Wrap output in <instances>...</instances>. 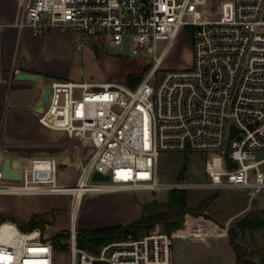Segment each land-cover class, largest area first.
<instances>
[{
  "label": "built area",
  "instance_id": "1",
  "mask_svg": "<svg viewBox=\"0 0 264 264\" xmlns=\"http://www.w3.org/2000/svg\"><path fill=\"white\" fill-rule=\"evenodd\" d=\"M19 8L16 24L36 35L55 26L73 28L80 50L94 36L107 47L130 41L138 53L130 57L152 63L135 86L87 79L50 84L49 100L40 106L45 122L91 151L75 183L84 184L82 198L118 189L204 187L245 192L250 208L264 191V157L256 155L264 151V0H19ZM183 27L191 35L194 63L167 69L158 79ZM233 126L239 132L231 138ZM188 150L206 154L210 181L164 182L158 172L162 153ZM95 171L109 175V181H93ZM3 187L10 190L0 192L42 191ZM61 193L70 194L73 203L67 229L71 264H173L174 238L207 241L228 234V224H218L217 234L199 230L195 236L176 235L156 223L139 237L90 249L78 241L76 193ZM188 216L193 215L187 213L185 223ZM0 264H59L56 244L40 227L24 229L3 220Z\"/></svg>",
  "mask_w": 264,
  "mask_h": 264
},
{
  "label": "crops",
  "instance_id": "2",
  "mask_svg": "<svg viewBox=\"0 0 264 264\" xmlns=\"http://www.w3.org/2000/svg\"><path fill=\"white\" fill-rule=\"evenodd\" d=\"M19 10V0H0V186L26 185V188H33L68 184L66 182L80 165V147L69 145L76 142L47 125L40 106L52 82L87 79L85 76L78 78L75 64L79 55H74L72 62H68L71 55L67 54V50L76 44V49L82 53L80 56H83L84 48L78 49L80 36L72 28L55 26L44 34L36 35L30 27H19L16 24ZM22 73L38 78H20ZM87 80L104 82L106 79ZM63 144L65 146L60 151H52ZM5 168L10 169L14 176H5ZM134 192L118 189L91 193L88 199H98L104 207L99 213V222L83 217L85 223L81 228L108 227L141 219L146 201L137 200ZM85 198L86 195L77 210L78 220ZM193 207L189 205L190 209ZM72 210L70 194L0 192V221L12 220L22 224L24 229L25 224L31 226L33 221H38L45 224V230L57 222L61 223L59 232L67 230L69 226L64 224V217H70L71 221ZM248 210L247 203L230 213L225 211L220 214L219 221L229 224ZM185 241L187 248L176 254L173 250V264H237L235 250L226 236L207 241ZM222 244L230 245L232 252H228L229 256L212 249ZM193 245L195 248L190 249ZM202 257L207 259L202 260Z\"/></svg>",
  "mask_w": 264,
  "mask_h": 264
},
{
  "label": "rangeland",
  "instance_id": "3",
  "mask_svg": "<svg viewBox=\"0 0 264 264\" xmlns=\"http://www.w3.org/2000/svg\"><path fill=\"white\" fill-rule=\"evenodd\" d=\"M73 29V28H72ZM91 49L93 52L89 51ZM108 52L110 54H122L123 56H135L138 53L135 51L132 43L130 41L124 43L120 47H107ZM75 53V54H74ZM67 54L71 55V58L68 57V62H72V58L74 55H79L77 64L76 65V72L78 73V78H84L100 81L105 80L107 82H111L108 78V70L105 63L97 58L95 49L91 46V41L87 40V45L84 48V55L80 51L76 49V44L71 46L67 50ZM142 58V57H141ZM144 59V58H142ZM147 61V59H145ZM194 63V49L192 45V39L188 28H181L177 37L175 38L172 46L170 47L165 59L162 62L161 69L157 72L158 79L162 76L163 72L167 69H187L190 68ZM150 69V68H149ZM148 69V70H149ZM147 70V71H148ZM107 77V78H105ZM104 81V82H105ZM118 82V81H115ZM121 83V82H119ZM69 145L79 146V144L74 143ZM65 145L63 144L60 147H55L52 149L53 152L60 151ZM81 147V146H79ZM90 149L87 145L83 146V149L79 148V154L81 156V161L87 160L90 156ZM256 155L258 158L264 157V151H257ZM188 161L189 167L187 170L183 171V165ZM205 160L206 154L203 152H193L188 150L186 152H166L162 153L159 162H158V172L161 179L164 182H209L210 178L205 173ZM60 167H64V165H60ZM79 168L75 171L71 179L68 180V183L74 184L76 183L79 175ZM264 169V165L262 166ZM92 182V181H90ZM188 194V203L190 206H194L190 209V212L193 216L197 217L205 214V210H207V214H205V219H210V221H214L215 230L214 233L217 234V229L219 225L221 227H225V223H220L219 219L221 218L220 214L230 213L235 209L241 208L246 206L248 203V197L245 192H219L210 188L204 187H190L186 188ZM170 191L163 190L159 192L148 191V190H141L135 191L134 194L136 199L139 201H146L151 202L153 200H158L159 202H164L168 200ZM90 194L86 195V198L83 203V207L79 212V220H78V227L84 225L83 217H87L90 221L99 222V217L104 204L102 201L89 200L88 197ZM211 197H216L212 203H210L206 208L203 207V204L206 200ZM218 199V200H217ZM218 201V202H217ZM257 213L261 216L264 220V191L254 199L252 202V206L249 210L240 215L239 217L235 218L232 222L228 224V234L225 235L227 239H230V230L235 229L238 230L237 222L242 218L248 216L249 214ZM187 214V213H186ZM185 214V215H186ZM185 215H184V222L182 227L176 231V235L186 234L189 235V231L182 230L183 227L191 220L189 219L186 224L185 223ZM64 224L70 227V217H64ZM219 224V225H218ZM20 227H23L22 224H18ZM95 225V224H94ZM184 225V226H183ZM26 228L30 229V224H25ZM61 223L57 222L55 225H48L45 230V237L46 238H53L58 232L61 230ZM67 227V229H69ZM199 232L197 231V234ZM221 238V237H220ZM67 242L65 247L56 246V257L59 260V264H71V252L69 247L68 239H63ZM186 239L181 238H174L173 239V250L176 253L182 251L183 249L187 248L185 241ZM237 241L241 244L243 249V259L242 264H264V228L254 229V230H246L245 232H240L237 236ZM196 245L190 247V249H194ZM214 251L220 250L225 253V255L229 256V251L232 252L230 245H217L212 247ZM213 257V256H212ZM217 258L218 256H214ZM213 257V258H214ZM222 257V256H221ZM224 257H222L223 259ZM207 258L202 257V260Z\"/></svg>",
  "mask_w": 264,
  "mask_h": 264
},
{
  "label": "trees",
  "instance_id": "4",
  "mask_svg": "<svg viewBox=\"0 0 264 264\" xmlns=\"http://www.w3.org/2000/svg\"><path fill=\"white\" fill-rule=\"evenodd\" d=\"M91 46L95 49L97 58L102 60L108 70V78L112 81H118L130 86H135L141 80L142 75L151 67L150 60L142 58H132L122 54H110L107 49L105 40L101 36H94L91 40ZM189 167L188 161L183 165V171ZM216 197L206 200L203 207L206 208ZM190 212L188 205V194L186 189H171L169 198L165 202L153 200L143 203V214L141 219L127 224H119L108 227L93 229L81 228L78 234L79 244L83 247L96 249L108 242L139 237L141 233L155 226L156 223L164 225L167 232L180 228L184 222V215ZM191 219V218H190ZM3 221V220H2ZM0 221V223L2 222ZM206 221L196 219L189 221L182 230L190 231L195 228V232L205 228ZM238 230H230V243L237 256V264H242L243 249L237 241L240 232L264 228V220L257 213L249 214L237 222ZM40 227L45 230V224L33 221L31 228ZM69 237V231L63 230L53 236V241L59 247H65L67 242L63 239Z\"/></svg>",
  "mask_w": 264,
  "mask_h": 264
},
{
  "label": "bare ground",
  "instance_id": "5",
  "mask_svg": "<svg viewBox=\"0 0 264 264\" xmlns=\"http://www.w3.org/2000/svg\"><path fill=\"white\" fill-rule=\"evenodd\" d=\"M83 186L84 184H80V185H77V184H60V185H49V186H37V187H33V188H26V189H40L42 191H49V192H52V193H61V191H74L78 197V203L81 202V195L83 193ZM1 191H9L10 189L9 188H1L0 189ZM191 218V221H194L196 219H201L203 221H206V225H205V228L203 229H200V231L202 232L201 235H205V234H216L214 233L213 231L215 230V225L213 222H211L210 220L208 219H205L204 217H192V216H188V220ZM187 220V221H188ZM186 224V223H185ZM195 228H191L189 232H192V235H198L196 232H195ZM198 230V232H200Z\"/></svg>",
  "mask_w": 264,
  "mask_h": 264
},
{
  "label": "water",
  "instance_id": "6",
  "mask_svg": "<svg viewBox=\"0 0 264 264\" xmlns=\"http://www.w3.org/2000/svg\"><path fill=\"white\" fill-rule=\"evenodd\" d=\"M20 78H31V79H37L38 77L32 74H26V73H22L19 75ZM49 94H50V90H47L45 95L43 96V100L44 101H48L49 100ZM40 110H43V108L41 107ZM239 132V129L236 128L235 126L232 127V131H231V138H233L237 133ZM5 176H14L13 172L8 169L5 168ZM110 176L109 175H104L98 171H95L92 175V180L93 181H109Z\"/></svg>",
  "mask_w": 264,
  "mask_h": 264
}]
</instances>
